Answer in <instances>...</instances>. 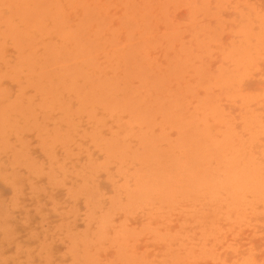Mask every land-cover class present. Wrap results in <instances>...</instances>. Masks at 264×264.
I'll return each mask as SVG.
<instances>
[{
  "label": "rangeland",
  "instance_id": "obj_1",
  "mask_svg": "<svg viewBox=\"0 0 264 264\" xmlns=\"http://www.w3.org/2000/svg\"><path fill=\"white\" fill-rule=\"evenodd\" d=\"M0 264H264V0H0Z\"/></svg>",
  "mask_w": 264,
  "mask_h": 264
}]
</instances>
